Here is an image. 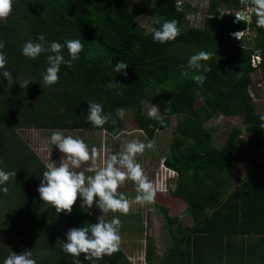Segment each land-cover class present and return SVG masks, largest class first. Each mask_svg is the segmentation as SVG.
Returning <instances> with one entry per match:
<instances>
[{
    "label": "trees",
    "instance_id": "obj_1",
    "mask_svg": "<svg viewBox=\"0 0 264 264\" xmlns=\"http://www.w3.org/2000/svg\"><path fill=\"white\" fill-rule=\"evenodd\" d=\"M135 1L13 0L11 15L0 21V40L6 41L2 51L14 80L9 85L0 76V168L17 172L16 178L0 185L8 188L6 193L0 191V264L12 251H32L37 264H73L74 258L62 250L68 230L98 222L81 207L79 198L70 214L57 213L40 198L38 187L47 164L18 129H94L115 136L123 129L116 110L127 108H136L134 120L148 139L157 129H167L170 116L178 117L163 162L178 173L176 195L191 207L209 210L203 217L193 210L196 223L182 228L175 227L177 219L167 206L156 204L171 241L158 264H264V159L226 198L234 186L235 162L244 156V149L264 155V128L248 91L255 55L264 78V28L256 26L254 12L247 23L235 20L236 11L244 8L241 0H209L203 26L189 27L187 5L155 0L149 20L153 29L147 30L132 11ZM154 17L176 20L181 34L167 43L155 42L152 32L159 25L152 23ZM246 29L254 30L252 44L247 36L245 46L232 42L230 32ZM39 34L48 42L80 39L84 44L74 66L62 65L59 82L51 86L42 83L47 54L36 59L22 54L23 45L38 42ZM191 46L196 50L186 53ZM201 50L212 53L202 62L211 68L204 73L207 80L202 87L190 78L193 73L182 75L188 71L189 58ZM63 54L68 58L66 46ZM120 61L128 63L127 76L113 70ZM25 78L35 81L26 89L20 87ZM109 81L119 82L123 94L107 88ZM200 98L204 101L196 106ZM143 100L159 106L163 124L142 116ZM88 101L100 103L116 123L93 126L87 120ZM216 114L241 116L251 136L242 140L240 129L234 127L226 143L217 147L204 125ZM156 257L151 238L146 259L154 263ZM79 259L80 264H132L121 247L95 262L86 260L85 254Z\"/></svg>",
    "mask_w": 264,
    "mask_h": 264
},
{
    "label": "clouds",
    "instance_id": "obj_2",
    "mask_svg": "<svg viewBox=\"0 0 264 264\" xmlns=\"http://www.w3.org/2000/svg\"><path fill=\"white\" fill-rule=\"evenodd\" d=\"M250 11L256 16V26L264 28V0H250ZM13 10V0H0V21H6ZM226 13V11L222 12ZM238 20L245 23L250 19L247 14H235ZM153 24L159 25V28L154 29L152 38L155 42L161 44L175 40L181 33L176 20H164L163 17H154ZM234 33V34H232ZM148 33L146 32L145 35ZM237 39H242L245 31H233L229 33ZM38 42L28 41L23 45L22 54L30 59H36L41 54L46 55L48 67L42 75V83L44 85H54L59 82L61 66L72 68L74 61L79 59L80 53L84 50V44L80 39H65L63 43L58 41L48 42L44 34H39ZM6 46V41L0 40V76L8 79L9 85L14 83L12 73L7 70L6 54L2 51ZM68 50V58L63 54L64 48ZM212 54L206 51H199L192 55L188 61V71L182 73L188 77L190 73L191 79L201 87L207 80L204 73L211 71L210 66L205 63L211 59ZM128 63L124 61L117 62L114 66L115 73L128 75L126 71ZM32 79L25 78L20 80V87L27 88L30 83H34ZM121 84L116 81H109L106 85L109 89H117L118 95H122L120 90ZM249 91V89H248ZM250 94V93H249ZM165 108V113L168 111ZM148 117L158 121L161 124L165 121V116L161 115L160 108L152 104L148 110ZM126 113L123 109L116 110V117L123 120ZM259 120L264 121V114H257ZM87 120L93 126L102 128L110 120L113 124L116 120L113 119L112 113H104L103 106L100 103L88 101ZM151 127V125H150ZM264 128V123L260 124ZM50 142L56 145L63 154L61 163L57 166L54 162L47 164L46 170L42 174V182L38 187L40 198L45 203L51 204L57 213H71L73 206L78 198H83L81 207L91 209L93 204L102 210L104 215L98 217V222L90 225H85L79 228H71L67 232V242H63L62 250L72 256L73 264H80L81 254H85V259L95 262L103 259L104 256L112 255L119 251L121 245V236L119 230L121 220L119 217H113L110 221L106 219L109 212H119L127 215L133 201H130L126 196L119 191L120 187L126 181L134 182L136 193L134 202L136 204H153L156 201L158 186L150 180L144 172L141 164L137 162V156L143 155L146 149L154 147L153 142L147 144L133 140L123 146V150L108 156L103 163L98 164L100 153L96 147L89 150L88 145L81 138H75L71 135H64L61 130L52 131ZM90 162L87 171L94 173L93 175H85L84 171H76L81 168L82 164ZM162 168L171 171L173 175L167 177L166 174L160 172V175L155 181L160 183L167 182V179L178 177L177 171L166 166L162 162ZM174 171V172H173ZM15 170L6 171L0 168V185L16 178ZM162 178L160 181L159 179ZM170 182V186L174 181ZM176 185V181H175ZM0 191L7 192L8 188H0ZM98 197V200H97ZM3 264H37V260L33 258L32 251H26L21 254L11 252L4 260Z\"/></svg>",
    "mask_w": 264,
    "mask_h": 264
},
{
    "label": "rangeland",
    "instance_id": "obj_3",
    "mask_svg": "<svg viewBox=\"0 0 264 264\" xmlns=\"http://www.w3.org/2000/svg\"><path fill=\"white\" fill-rule=\"evenodd\" d=\"M155 0H136L132 6V11L135 14L137 20L144 25L147 30H152L153 25L150 24L151 18V8ZM186 7V12H188V17L186 20V26H203L204 18L207 13V5L209 0H178ZM244 8L248 14L250 13V0L244 2ZM228 11V10H227ZM224 14L222 13L221 16ZM250 19L247 21L249 22ZM245 35L251 40L252 44L255 33L254 30L246 29ZM243 36V37H244ZM237 39L231 35V40L236 45L247 44L244 42V38ZM193 51L196 47H187ZM206 51V50H203ZM218 50H216L217 52ZM209 52V51H206ZM213 52V51H212ZM215 52V53H216ZM211 53V52H209ZM212 54V53H211ZM259 62L258 56H253L250 61V66L254 68L250 75V85L249 93L254 103V114H264V78L261 71L258 69L257 64ZM204 101L200 98L196 101V106H199ZM152 106L151 103L147 101H142L141 114L143 117H148V110ZM136 108L123 109L126 113L124 119L122 120L123 129L115 136L109 135L105 131L94 130V129H36V128H20L18 132L20 136L28 143V145L38 154V156L46 163L54 162L57 166L60 165L62 159V153L56 145H52L50 142V137L52 131L61 130L64 135H71L75 138H81L88 145L89 150L92 147H96L100 153V160L98 164L103 163V161L110 155L116 154L123 150V146L127 142L138 140L144 143L153 142L154 147L151 149H146L143 155L137 156V162L141 164L147 177L152 180L158 186V192L156 196V201L153 204H136L134 202L136 193V186L132 181H126L123 186L120 187L119 191L122 192L126 198L133 201L131 210L127 215L119 212H109L106 216L107 220H111L113 217H119L121 220V227L119 234L121 236L120 247L124 250L127 259L132 264H158L159 261L167 253L169 247L171 246V241L168 235V224L164 218L163 213L157 208L156 204H162L169 208L170 214L173 218L177 219L175 227L178 225L183 227H191L196 223V218L193 215V210L197 211L200 216H205L209 213L208 209L200 206H189L184 200H182L176 194L178 190L175 185L176 177L167 179V182L160 183L155 181L160 175V172L167 175V177L173 175L171 171L165 170L161 167L163 159L169 154V144L173 137V132L175 130L178 117L172 115L168 120L167 129H157L152 138L145 136V134L138 128L136 121L134 120V112ZM242 117H227L221 114H216L210 120L206 121L204 125L212 134V142L217 147H220L226 143L227 137L232 130L236 127L240 129L241 139L246 140L251 135L244 130L242 124ZM264 123V121H259V125ZM244 156L241 159H237L234 167V184L237 186L241 181L245 180L251 173L253 167L260 164L264 159L263 156H258L249 148L244 149ZM90 166V162L87 164H82L81 168L76 169V171H84L85 175H93L87 171ZM159 178V177H158ZM174 181L171 186L170 182ZM235 185V186H236ZM173 192V193H171ZM82 201V197L79 198ZM98 200V197H97ZM192 208V210H191ZM89 213L98 221V217L104 215L101 209H99L94 203L91 209H87ZM6 237L1 238L3 241ZM153 239L156 246L157 257L154 263H144L147 242L149 239Z\"/></svg>",
    "mask_w": 264,
    "mask_h": 264
},
{
    "label": "built area",
    "instance_id": "obj_4",
    "mask_svg": "<svg viewBox=\"0 0 264 264\" xmlns=\"http://www.w3.org/2000/svg\"><path fill=\"white\" fill-rule=\"evenodd\" d=\"M246 0H241V3H243V4H245L244 2H245ZM181 4V2H178V5H180ZM230 11L228 10V11H226V13H229ZM236 13H240V14H247L248 16H250V14H248L245 10H243V9H240V10H238V11H236ZM250 13H251V11H250ZM222 14V13H221ZM221 14H220V16H221ZM224 14V13H223ZM222 17V16H221ZM235 20H238L237 19V17H235ZM232 34H234V33H232ZM161 165H163V164H161ZM174 172V171H173ZM160 181L162 180V178H160L159 179ZM144 261V263H147L146 262V254H145V259L143 260Z\"/></svg>",
    "mask_w": 264,
    "mask_h": 264
},
{
    "label": "crops",
    "instance_id": "obj_5",
    "mask_svg": "<svg viewBox=\"0 0 264 264\" xmlns=\"http://www.w3.org/2000/svg\"><path fill=\"white\" fill-rule=\"evenodd\" d=\"M241 182H242V181H241ZM240 184H241V183H240ZM240 184H239V185H240ZM235 185H236V184H234V186H233L230 190H228V192L226 193V198H228L229 194H230L231 192H233L234 189H237V188L239 187V185H238V186H237V185L235 186Z\"/></svg>",
    "mask_w": 264,
    "mask_h": 264
}]
</instances>
